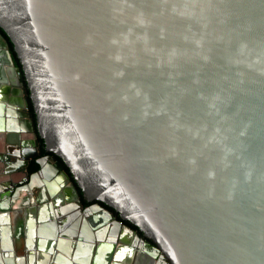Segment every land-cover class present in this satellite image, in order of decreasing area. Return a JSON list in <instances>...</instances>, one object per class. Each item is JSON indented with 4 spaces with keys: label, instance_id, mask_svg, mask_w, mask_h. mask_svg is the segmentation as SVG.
<instances>
[{
    "label": "water",
    "instance_id": "obj_1",
    "mask_svg": "<svg viewBox=\"0 0 264 264\" xmlns=\"http://www.w3.org/2000/svg\"><path fill=\"white\" fill-rule=\"evenodd\" d=\"M0 28L21 63L0 50V264L92 252L81 210L71 226L58 210L81 209L79 189L114 224L101 248L264 264V0H0ZM37 205L23 227L17 206Z\"/></svg>",
    "mask_w": 264,
    "mask_h": 264
},
{
    "label": "flooded vegetation",
    "instance_id": "obj_2",
    "mask_svg": "<svg viewBox=\"0 0 264 264\" xmlns=\"http://www.w3.org/2000/svg\"><path fill=\"white\" fill-rule=\"evenodd\" d=\"M0 33H2V32L0 31ZM0 50L4 51L3 56H1L3 62L8 60L9 62H11L10 65H13V67L21 68V63H20V66L18 64H16L14 56L12 55L11 50H10V44H9V46H7V45L5 46V44L1 43ZM19 62H20V60H19ZM9 67H11V66H9ZM3 69H5V72H6L7 65H5L3 67ZM12 73L14 76L13 79H11L10 77L7 76L9 81H10L9 86H10L12 91L16 90L17 92L19 91V93H16L15 96L11 95V97H8V98H10V100H11L14 97V99L16 98L19 100H23V95L21 93V87L19 84V76H18L17 72H12ZM14 84H16V86ZM8 105H10V104H7V108H8ZM13 110L15 113L20 112L17 109V106H15V107L12 106L11 111H13ZM30 112H31V109H30ZM4 113H6V112H4ZM30 141L33 142V138H30ZM4 147L5 146L2 145V143H1L0 144V155L2 154L3 156H4V154L8 153V151ZM12 148H13V150H15L14 147H12ZM44 156H48V153H46L45 155H43V153H42V157H44ZM36 160L37 159H31L29 161V165L27 167L28 172H29V168H30L32 161H36ZM29 174L31 175L33 173L29 172ZM18 180H19V178H18ZM38 185H40V184H38ZM35 191H38L37 194H39L40 188L38 187L36 190L34 189L33 192H35ZM81 200H82L81 209L74 202H73L74 204L71 203L70 205L67 202L64 204L59 203L60 206L58 207V210H61L62 208H69L70 207V211L65 215L66 218L67 217L69 218L70 226L72 225V223L76 222V220L78 218V211L81 210L80 214H79L80 215L79 218L81 219V217H82V221H80V219H79L80 223L78 222V224H77V232L81 233V231H88V232H93V234H94L91 242L89 239H87L85 241V239L83 237H81L82 238L81 240H83V242L85 241L84 243H86V242H89L90 244L93 243L94 248L92 247V252H88L87 248L82 249L80 254H79V258H77V260H76L77 264H169L165 260H163L161 257H159V256L156 257L149 250L148 251L144 250L145 252H142L141 249L134 248L132 246L121 245L118 243L115 245V247L113 249L106 248L107 246L101 248L102 244H105V245L110 244L109 243L111 240L110 234H111L112 229L114 228V224L111 220L109 221L105 217L103 212H99L95 209V206L97 205L96 201H88L83 196V194L81 195ZM15 205L16 204H14L13 206H15ZM74 205H75V207H73ZM103 206H105V205L103 204ZM17 209L20 212V214L18 216V221H20V219L23 221V223H22L23 227H25L28 224V220H27L28 218L29 219L34 218L35 222L38 221V219L41 217L45 219L44 214L46 212L44 209H41V211H39L40 209H39L38 205L31 212H27V210H24L23 207L21 208L20 206H17ZM107 209L109 211H111L112 213H114V215L118 218V220H120V217L116 212L110 210L109 208H107ZM28 211H30V210H28ZM85 213L89 214V216L86 217ZM36 215H37V217H34ZM73 215H77V216L72 217ZM71 218H73V219L75 218L73 222L70 221ZM83 218H86L87 223L88 222L90 223L91 229L94 228L93 230L90 231V230L85 229V227H84L85 220ZM106 219H107V223H104L106 221ZM58 222H59V224H60V222L63 223L64 219L59 220ZM11 223H12V221H11ZM18 223L15 225H18ZM47 223H48V221H47ZM42 224H44V223H42ZM124 224L131 226V227L135 228L136 230H138V228L134 227L133 225H131L128 222L124 221ZM107 225H108L109 229L105 230V227ZM39 227H40V225L37 224L36 229L38 230ZM105 231H107V232H105ZM67 238L68 239L70 238V240L74 241L73 245H75V243H76L75 238L74 239H72L71 237H67ZM79 240H80V237L77 239V241H79ZM101 242H103V243H101ZM74 249H75L74 247L72 248L71 251H70V249H67L66 254H67V257L70 258V260H72L74 255H75ZM80 255L84 256V257L86 255H89V260L86 261L85 258H83V257L81 258ZM34 256L36 258L35 260L38 262L42 261V259L44 258V256L42 254H39V255L35 254Z\"/></svg>",
    "mask_w": 264,
    "mask_h": 264
},
{
    "label": "trees",
    "instance_id": "obj_3",
    "mask_svg": "<svg viewBox=\"0 0 264 264\" xmlns=\"http://www.w3.org/2000/svg\"><path fill=\"white\" fill-rule=\"evenodd\" d=\"M0 31L3 33V35L7 38L9 44H10V50H11V53L12 55L14 56V59L16 61V64H18L20 66V62H19V59L17 57V53L15 52L14 50V45L13 43L11 42L10 38L8 37V35L4 32V30L2 28H0ZM31 112L33 113V118H34V122H35V114H34V111H33V108H31ZM36 124V123H35ZM38 139H39V144H40V148L42 150V153L43 155L46 154L45 152V142L44 140L38 135ZM59 161L62 162V160L60 158H58ZM63 163V162H62ZM40 168L39 164L36 163V161H32L31 165H30V168H29V172L30 173H34L36 171H38ZM65 170L67 171V173L70 175V177L72 178L71 174H70V171L67 167H65ZM79 192L80 194L82 195V191L79 189ZM106 208H109L108 206L105 205ZM110 210L114 211L112 208H109ZM115 212V211H114Z\"/></svg>",
    "mask_w": 264,
    "mask_h": 264
},
{
    "label": "crops",
    "instance_id": "obj_4",
    "mask_svg": "<svg viewBox=\"0 0 264 264\" xmlns=\"http://www.w3.org/2000/svg\"><path fill=\"white\" fill-rule=\"evenodd\" d=\"M42 181V180H41ZM36 187L38 188V184H36ZM26 229L24 230V232L23 233H26ZM28 234H29V232H28ZM26 237V238H25ZM28 236L27 235H24V236H22L21 238H20V240L23 242V243H25V247L26 246H28L27 244H26V241H28V238H27ZM31 238V237H30ZM36 243V245H37V242H35ZM1 245H2V242H1V240H0V247H1ZM18 244L15 242V240H14V245H13V247H14V249L16 248V246H17ZM16 250V249H15ZM30 253H32V252H30ZM16 256H17V254H16ZM24 256L25 255H20V253L18 254V256L17 257H19V258H24ZM36 258H35V256L33 257V254L31 255H29L28 257H26V258H24L23 259V261H25V264H43V262H44V258L42 259V261H36L35 260Z\"/></svg>",
    "mask_w": 264,
    "mask_h": 264
},
{
    "label": "bare ground",
    "instance_id": "obj_5",
    "mask_svg": "<svg viewBox=\"0 0 264 264\" xmlns=\"http://www.w3.org/2000/svg\"><path fill=\"white\" fill-rule=\"evenodd\" d=\"M42 177H43V176H38L39 179H37V178H35L36 180L34 179V181H35V182H34V183H35V186H36V184H40V181H41ZM38 187L40 188L39 185H38ZM33 257H34V256H33Z\"/></svg>",
    "mask_w": 264,
    "mask_h": 264
}]
</instances>
